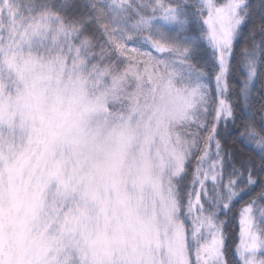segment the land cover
<instances>
[{"label": "snow or ice", "instance_id": "obj_1", "mask_svg": "<svg viewBox=\"0 0 264 264\" xmlns=\"http://www.w3.org/2000/svg\"><path fill=\"white\" fill-rule=\"evenodd\" d=\"M261 101L264 0H0V264H264Z\"/></svg>", "mask_w": 264, "mask_h": 264}, {"label": "trees", "instance_id": "obj_2", "mask_svg": "<svg viewBox=\"0 0 264 264\" xmlns=\"http://www.w3.org/2000/svg\"><path fill=\"white\" fill-rule=\"evenodd\" d=\"M238 75V74H234ZM214 86V82H213ZM261 103H264V101H261ZM228 147L230 149H237L239 150L241 148L240 145L234 144L231 141H228ZM242 203V202H241ZM241 203H237L236 210H235V217L234 219H231L228 226V235L230 237V243L234 242L237 239V233L239 231V209L241 207Z\"/></svg>", "mask_w": 264, "mask_h": 264}, {"label": "rangeland", "instance_id": "obj_3", "mask_svg": "<svg viewBox=\"0 0 264 264\" xmlns=\"http://www.w3.org/2000/svg\"><path fill=\"white\" fill-rule=\"evenodd\" d=\"M239 232V231H238ZM237 239H238V233H237Z\"/></svg>", "mask_w": 264, "mask_h": 264}]
</instances>
